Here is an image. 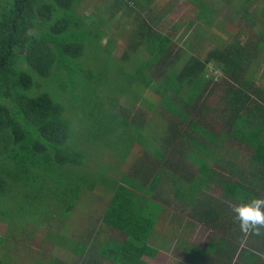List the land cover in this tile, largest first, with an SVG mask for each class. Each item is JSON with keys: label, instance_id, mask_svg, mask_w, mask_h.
<instances>
[{"label": "trees", "instance_id": "obj_1", "mask_svg": "<svg viewBox=\"0 0 264 264\" xmlns=\"http://www.w3.org/2000/svg\"><path fill=\"white\" fill-rule=\"evenodd\" d=\"M81 1L0 0V220L6 224L0 264H19L13 262L19 261L15 232L18 241L34 240L25 264H146L143 258L156 254L154 231L162 232L165 214L181 204L204 215L199 220L212 229L225 223L200 200L214 176L223 178V169H213L208 159L224 167L229 153L246 149L264 177V102L255 99L264 101V17L253 16V0L232 8V0H221L225 8L190 0L202 24L184 47L173 33L148 29L140 13L143 22L124 65L103 44L107 19L100 26L74 18ZM226 8L246 26L245 39L230 40L217 22ZM201 39L206 49H200ZM85 50L96 67L81 59ZM83 135L105 146L110 160L101 155L103 165L91 168ZM137 148L151 149L154 160ZM173 155L180 157L177 163ZM161 157L164 168L155 162ZM218 189L235 202L254 197L252 188L238 183L221 182ZM87 208L97 209L89 219L124 240H96V228L85 226ZM233 217L231 210V263L243 256L246 263L264 264V254L236 247L247 237ZM27 222L30 232L22 231ZM55 223L62 234L52 231ZM76 224L86 227L82 239L65 234ZM218 244L210 255L199 254H222L226 246ZM40 253L46 260L38 259Z\"/></svg>", "mask_w": 264, "mask_h": 264}, {"label": "rangeland", "instance_id": "obj_2", "mask_svg": "<svg viewBox=\"0 0 264 264\" xmlns=\"http://www.w3.org/2000/svg\"><path fill=\"white\" fill-rule=\"evenodd\" d=\"M239 0H232L231 1V8L234 6L235 3H237ZM212 3L215 5H219V7L225 8L226 5L224 3H221V0H213ZM255 8L254 11H252V14L254 17L260 19L261 17H264V0H253L252 4ZM231 10L224 9L223 14H220V17L218 18L217 22L219 24H222V29L225 32L226 36L231 37L240 35L243 39H245L248 36V31L246 30V26L240 24L238 25V18L233 20V16L229 14ZM144 14V18L146 21V27L153 28L156 31H159L161 34H169L173 33L175 42L179 45L184 47L186 44H188L191 40L194 39V37L201 31V24L200 22L196 21V15L198 13V9L192 5L190 0H83L78 4L77 8L73 10V16L74 18L82 17L86 20H88L89 24H95L96 22L98 24H102L103 17L104 19H107V22L104 24V37H103V44L108 43L110 47H112V52L117 58V62L121 61L124 55V52L129 49V45L132 40V34L136 33L138 31V25L141 24L143 20L141 21V14ZM103 15V16H102ZM237 17V16H235ZM90 18V19H89ZM225 24V26H224ZM248 27H250V24L246 23ZM206 39H201L199 41V47L200 49H206L204 46L206 45ZM244 41V40H243ZM204 44V45H203ZM141 51L139 53V56L141 58H144L146 54V49L141 47ZM88 57V50H85L83 56L81 59L90 66H97L95 62H91L87 60ZM122 65L125 64V62L122 60ZM100 68V67H99ZM212 105L216 108L222 107V105L218 101H214ZM213 107V108H214ZM69 114V113H68ZM211 116L214 114L211 112ZM180 125V122H177ZM89 136V135H88ZM87 135H83L84 138H80L83 142L85 141L86 145L91 149L92 151V160H91V168L101 167L103 165V162L101 160H98V158H101V155L105 157V159H109L111 157V154L109 151L105 152L103 154V151L105 149V146L95 144L92 140V138H89ZM83 145V143H81ZM84 146V145H83ZM214 148V147H213ZM137 153H140V155L145 156V154H148V160L150 159L153 161L152 157V150L144 151L139 148L135 150ZM227 149L224 151L226 152ZM213 158L215 159V152L212 153ZM171 159L174 163H177L180 160L179 156H175ZM169 157H171L169 155ZM104 159V160H105ZM209 163L212 162V160H207ZM95 162V163H94ZM158 163L159 166L164 168L163 163L164 160L161 157V159L155 161ZM155 162L153 165H155ZM188 165V164H187ZM167 167V166H166ZM225 169V168H223ZM210 189L214 190V193H220L222 192L221 189H218V186H210ZM10 198V194H9ZM105 206V205H104ZM97 211L95 208H87L86 215H83L85 217L86 222L89 226V231H92V229L96 228L97 234H96V240L97 239H116L118 241L124 240V235H122L117 230L102 226L100 227V223L97 222L98 219H89V217L92 216L91 212ZM95 217V216H92ZM96 223V224H94ZM92 224V225H91ZM6 227L5 222L0 220V235L4 232V228ZM34 227L31 222L25 223L24 228L22 231L30 232L32 231ZM98 228V230H97ZM206 228V227H204ZM199 229L200 235L195 234L197 228H193L191 232L192 234H187L191 232H187L184 234V236H181L180 240L177 241H171L170 238H164L163 233H157L156 239L153 242V248L156 250V254L154 257L148 256L149 264H221V261L223 260V256L229 252V249H224L221 253L218 255H214L210 259H206L203 257V255H210L209 250L202 249L203 255H200L199 248H196L199 246L205 247L214 237V233L211 229L205 230V229ZM86 227H82L80 225L71 226L65 230V234H68L69 236H73L76 239H82L84 238V230ZM52 231L56 233L63 232V229L59 226V223H55V225H52ZM15 239L13 242H15V246L18 245V250L15 252V258L19 260L18 262L13 261L14 263L19 264H25L26 261L29 260V255H33L28 249H30L33 246L34 240L32 238L28 237L26 241H18L19 235L14 233ZM102 236V237H101ZM217 238L222 236L221 234L215 235ZM25 237V236H24ZM258 237V236H255ZM199 243H198V241ZM32 241V242H31ZM245 244V243H244ZM199 246V247H200ZM44 250L49 253L48 249ZM251 253H256L258 255H263L264 250H247ZM52 254V253H51ZM14 255V254H13ZM197 255H200V257H197ZM54 256V254L52 255ZM228 256H231L229 254ZM150 257V258H149ZM200 258V259H199ZM38 259L41 261L46 260V255L44 253H40L38 256ZM36 260V259H34ZM48 260V259H47ZM195 260L197 262H195ZM30 261V260H29ZM32 261V260H31ZM249 264L248 259L246 260ZM21 262V263H20ZM49 262V261H48ZM45 262L44 264H46ZM102 264H109L107 261H103ZM231 264H245V260L243 256L239 257L236 256L233 258V261Z\"/></svg>", "mask_w": 264, "mask_h": 264}, {"label": "crops", "instance_id": "obj_3", "mask_svg": "<svg viewBox=\"0 0 264 264\" xmlns=\"http://www.w3.org/2000/svg\"><path fill=\"white\" fill-rule=\"evenodd\" d=\"M257 81L258 83H260V78H258ZM261 97L256 96L255 99L257 100V103L263 104L264 101L261 99ZM211 147H214V145L210 144V149ZM246 151H247L246 149H243V151H241L243 154H241L240 152L229 153L225 157L226 162L224 164V167H219V165H216L215 162L213 161L209 163V165L212 166L213 169L225 168L223 169V174H222V177L224 179L214 176L209 181V185L216 187L219 186L221 182L226 184L229 181L232 183H238L240 186L243 187L252 188L251 192L255 197L264 196V189L262 188L264 186V177L258 174L259 169L257 167H254V165H252L250 161L247 159L248 153H244ZM193 167H194L193 163L192 162L189 163L188 169L192 170ZM200 200L208 203V205L205 207V210L207 208H212V212L216 216L220 215V217L225 219L224 220L225 223L220 225L218 229H212V227H209L208 225L204 224L199 220L200 218H204V215L202 216L198 215L197 212L196 214H192L194 212L191 211L188 205L181 204L179 209H177L173 213L165 214L164 228L162 229V232L154 231L155 234L151 239L152 247H153V242L156 239L157 232L163 233L164 238L168 237V239L170 238V240L174 242L180 240L182 238L181 236H184V234H186L187 232H191L192 230H194L193 228L198 227L195 234L200 235L201 234L200 230L206 227L204 228L205 230L211 229L213 231L214 237L205 247L200 246L201 244L197 240L199 243L198 245L200 247L197 246L196 248H199L200 254L203 253L202 249H206V250L212 249L211 248L212 244L217 245L218 243H223V245L226 246L223 248H226L227 250L229 249V251H231V220L232 219H231L230 205L235 203V201L232 200L231 197H227L226 195H224V192L222 194L214 193V190L210 188L203 189V191L200 193ZM216 203H221V205H217ZM172 225L174 226V228L172 227ZM167 233L169 234V236L167 235ZM192 233L193 232L187 234H192ZM217 234H221L222 236L217 238L215 236ZM237 245L238 246L236 247H239V249L243 248L245 250H264V236L252 237L249 235L244 241L237 242ZM147 258L148 256H145L143 260L145 261L146 264H149V260ZM221 264H231V256H228L227 254V259H225V261L222 260Z\"/></svg>", "mask_w": 264, "mask_h": 264}, {"label": "clouds", "instance_id": "obj_4", "mask_svg": "<svg viewBox=\"0 0 264 264\" xmlns=\"http://www.w3.org/2000/svg\"><path fill=\"white\" fill-rule=\"evenodd\" d=\"M234 221L245 236H264V196L239 200L230 205Z\"/></svg>", "mask_w": 264, "mask_h": 264}]
</instances>
